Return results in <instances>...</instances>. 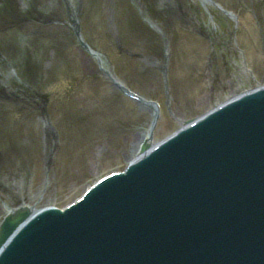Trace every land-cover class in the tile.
I'll use <instances>...</instances> for the list:
<instances>
[{"label": "rangeland", "instance_id": "1", "mask_svg": "<svg viewBox=\"0 0 264 264\" xmlns=\"http://www.w3.org/2000/svg\"><path fill=\"white\" fill-rule=\"evenodd\" d=\"M244 1H231L242 6L236 25L202 0H146L157 18L147 16L141 0H130L135 12L142 11L144 20L151 19L154 27L146 30L155 37H150L140 29L136 32L134 14L123 15L119 0H96L87 15L81 9L82 0H71V6L64 0H16L21 12L28 9L25 12L31 10L41 17L57 6L62 13L73 8L84 39L101 54V60L84 49L67 14L61 25L42 29L56 45L55 53L45 51L41 60L42 91L32 84L21 85L9 59L12 54L0 57V88L27 109L11 110L10 121L0 124V222L7 207L24 202L37 209L64 206L100 175L127 165L132 144L151 114L127 98L109 75L145 99L162 104L155 141L177 130L191 112L193 117L200 116L257 86L245 63L254 72L259 70L257 79L264 81V6L255 5L253 11V4ZM29 16L32 21L20 29L38 32L39 20ZM2 20L0 27H4ZM168 25L167 34L158 33ZM38 50L33 44L32 54ZM166 74L168 87L164 86ZM74 78L78 81L71 87ZM45 94L47 100H41Z\"/></svg>", "mask_w": 264, "mask_h": 264}, {"label": "water", "instance_id": "2", "mask_svg": "<svg viewBox=\"0 0 264 264\" xmlns=\"http://www.w3.org/2000/svg\"><path fill=\"white\" fill-rule=\"evenodd\" d=\"M0 264H264V90L48 211Z\"/></svg>", "mask_w": 264, "mask_h": 264}, {"label": "bare ground", "instance_id": "3", "mask_svg": "<svg viewBox=\"0 0 264 264\" xmlns=\"http://www.w3.org/2000/svg\"><path fill=\"white\" fill-rule=\"evenodd\" d=\"M91 54L99 57L98 54L94 53L93 51H91ZM136 98L139 99L138 101H141V102L145 103L147 106H149V108H150L149 113H151V115H152V123L148 126L147 129H145L139 135L138 142L135 143V145H134V149L135 150H134L133 154L129 157L130 160L136 158V156L138 155L137 153L139 152L142 143H144V142H147L148 144L152 143V137L151 136H152V133H153V120H154V117L156 115V110L158 109L157 105L154 102H149V101L144 100V99L139 98V97H136ZM32 210L34 211L35 209H32ZM13 211H14V213H16L18 210L7 208V212H13Z\"/></svg>", "mask_w": 264, "mask_h": 264}]
</instances>
